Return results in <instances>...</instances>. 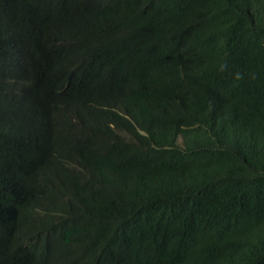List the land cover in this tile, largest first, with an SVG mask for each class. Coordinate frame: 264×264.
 Here are the masks:
<instances>
[{"label":"trees","instance_id":"16d2710c","mask_svg":"<svg viewBox=\"0 0 264 264\" xmlns=\"http://www.w3.org/2000/svg\"><path fill=\"white\" fill-rule=\"evenodd\" d=\"M0 264H264V0H0Z\"/></svg>","mask_w":264,"mask_h":264},{"label":"clouds","instance_id":"9594fccd","mask_svg":"<svg viewBox=\"0 0 264 264\" xmlns=\"http://www.w3.org/2000/svg\"><path fill=\"white\" fill-rule=\"evenodd\" d=\"M64 45H67V44H64ZM60 107V103L59 102H55L54 105H53V117L56 119H58V109ZM68 115V114H67ZM72 115V114H71ZM69 118V116H68ZM72 119L74 120V116L72 115Z\"/></svg>","mask_w":264,"mask_h":264}]
</instances>
